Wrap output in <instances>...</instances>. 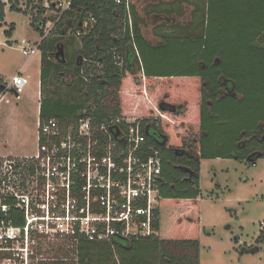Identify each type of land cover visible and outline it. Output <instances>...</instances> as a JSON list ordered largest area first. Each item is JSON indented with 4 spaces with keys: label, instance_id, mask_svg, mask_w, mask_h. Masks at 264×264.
I'll return each instance as SVG.
<instances>
[{
    "label": "trees",
    "instance_id": "16d2710c",
    "mask_svg": "<svg viewBox=\"0 0 264 264\" xmlns=\"http://www.w3.org/2000/svg\"><path fill=\"white\" fill-rule=\"evenodd\" d=\"M14 1L9 0V11L21 12ZM200 1L198 24L185 28L189 32L196 26V34L164 35L153 45L141 35L133 7L128 26L124 7L114 0H72L40 41V122L55 118L66 124L81 116L98 123L126 118L124 97L144 100L129 108L137 109L132 114L136 118L155 115V108L165 115L159 127L142 121L143 151L156 149L164 161L156 235L130 241H81L66 262L55 264H199L200 160L240 162L247 157V151L237 147L241 135L264 134V0ZM24 2L33 5L31 25L42 36L38 24L45 22L47 13L42 0ZM4 8L0 2V25ZM88 15L94 22L83 27ZM13 30L10 25L4 35L10 37ZM66 37L71 44L79 39L80 46L75 55L64 52L69 60L63 66L51 55ZM65 67H69L65 72L72 98L90 102L92 112L78 100L42 97L44 81L51 74L60 75ZM139 76L143 86L137 84ZM223 81L233 86L235 96H220ZM186 146L187 155L177 154ZM256 243H264V227ZM171 247L180 250L175 254Z\"/></svg>",
    "mask_w": 264,
    "mask_h": 264
},
{
    "label": "built area",
    "instance_id": "2783aa9c",
    "mask_svg": "<svg viewBox=\"0 0 264 264\" xmlns=\"http://www.w3.org/2000/svg\"><path fill=\"white\" fill-rule=\"evenodd\" d=\"M71 1L42 0L47 13L45 22L38 24L40 41ZM0 2L11 6L9 0ZM15 2L19 10L31 11L33 6L27 7L24 0ZM114 3L124 7L125 22L131 26L130 0ZM92 22L88 15L83 27ZM40 41L31 46L22 40V54L37 53ZM26 85L27 80L17 74L5 90L18 97ZM164 118L155 108L154 117L144 119L159 127ZM144 119L116 117L98 123L81 116L66 124L55 118L38 120L34 153L0 154V264L66 262L81 241H130L156 235L162 161L158 150L143 151Z\"/></svg>",
    "mask_w": 264,
    "mask_h": 264
},
{
    "label": "rangeland",
    "instance_id": "374dc122",
    "mask_svg": "<svg viewBox=\"0 0 264 264\" xmlns=\"http://www.w3.org/2000/svg\"><path fill=\"white\" fill-rule=\"evenodd\" d=\"M132 2L139 21L140 33L153 45L160 43L164 35L197 33L196 28L186 32L181 23L178 24L179 26L177 24L170 26L166 23H158L154 19L149 21L148 18L157 12L146 9L144 0ZM150 2L155 4L159 12H168L169 7L173 6L172 0H150ZM175 3L177 7L179 3L177 1ZM184 4L182 6H186L191 12L189 20L198 24L201 13L197 8L203 6L202 1L186 0ZM4 10L5 17L0 25V154L29 155L34 153L36 147L39 120H37L39 105L36 93L39 85L40 52L32 56H24L20 50V43L25 40L32 46L40 41L41 36L38 29L31 25L33 12L9 11L8 7ZM181 21L182 19L177 18L178 23ZM10 25H13L14 30L8 37L4 35V31L8 30ZM60 46L63 54L65 52L71 56L75 55L80 46L79 39L71 44L66 37L61 41ZM60 46H57L58 50ZM58 50L56 49V52ZM56 52L51 55L53 61ZM65 59V62H68V57ZM60 71V75L51 74L44 81L41 87L42 97L54 101L78 100L92 112L93 107L90 106V102L84 103L83 99L72 98L74 94L70 92L71 85L67 73L63 69ZM17 74L24 77L28 84L24 92L15 97L14 93L10 89L5 90V87ZM137 84L144 85L142 77H138ZM141 101L123 98L122 110L127 120L136 118L132 114H135L137 109L129 108L132 105L138 106ZM152 117L154 115L139 118ZM199 189L197 204L199 264H264V243H256L262 228L260 224L264 223V159L258 160L254 165L249 161L237 162L233 159L200 160ZM254 248L257 252L250 253V249ZM171 249L175 254L180 250L174 247ZM69 253L75 254L72 251ZM55 257L57 258L58 254Z\"/></svg>",
    "mask_w": 264,
    "mask_h": 264
},
{
    "label": "flooded vegetation",
    "instance_id": "af4514ba",
    "mask_svg": "<svg viewBox=\"0 0 264 264\" xmlns=\"http://www.w3.org/2000/svg\"><path fill=\"white\" fill-rule=\"evenodd\" d=\"M133 0H130V7H133ZM149 1V2H147ZM178 2V6L176 7V3ZM144 2L146 3V9L153 11V12H157V13H153L152 16H150L148 19L149 21L154 19V21L156 20L158 23H166L170 26L173 25H178V24H182V26L185 28L190 27L191 25H193V21L189 20V17L191 16V12L190 10L187 9L186 6H182L185 5L184 3H180L181 0H172L173 6L169 7L168 12H163V11H158V9L156 8L155 4H150V0H144ZM145 10V9H144ZM163 12V13H161ZM190 13V14H189ZM149 16V15H148ZM177 18L182 19L181 22H177ZM179 26V25H178ZM181 27V26H180ZM193 28H196L193 27ZM192 31V30H191ZM189 31V32H191ZM65 59V58H64ZM56 60V59H55ZM66 60V59H65ZM61 63L59 62V60H56L57 63H60L61 65L65 66L67 64V62ZM69 67H65V71H68ZM61 74V73H60ZM223 84V89L220 90V96H225V95H231V96H235V92L233 90V86H228V83L226 81L222 82ZM242 139L240 141L239 144H237L238 150L239 151H247V157L240 161V162H245V161H249L251 164H255L258 160L262 159L261 156H264V134H260L259 131H257V133L252 134L250 137H245L243 134L241 135ZM189 151V146H186V149L184 150H177V154L179 155H187ZM161 156V161H162V166L164 164L162 155ZM238 162V161H237ZM165 180L164 178H162V183L164 184ZM264 227V226H262Z\"/></svg>",
    "mask_w": 264,
    "mask_h": 264
},
{
    "label": "water",
    "instance_id": "95a60500",
    "mask_svg": "<svg viewBox=\"0 0 264 264\" xmlns=\"http://www.w3.org/2000/svg\"><path fill=\"white\" fill-rule=\"evenodd\" d=\"M61 46L59 47V50H58V48H57V50H58V52H56V54H55V59L56 60H59V61H61V63H63L64 62V54H63V51H61ZM15 95V97H17V94H14ZM163 104L161 103L160 105H159V107L161 108V109H164L163 108V106H162ZM257 250H255V249H252L251 250V253H255Z\"/></svg>",
    "mask_w": 264,
    "mask_h": 264
},
{
    "label": "crops",
    "instance_id": "0c3cea01",
    "mask_svg": "<svg viewBox=\"0 0 264 264\" xmlns=\"http://www.w3.org/2000/svg\"><path fill=\"white\" fill-rule=\"evenodd\" d=\"M38 61H39V64H40V57H39ZM27 84H28V82H27ZM36 99H37V103H38V105L40 107V100H41V94H40V69H39V85H38V91L36 93ZM38 119H39V112H38V115H37V120Z\"/></svg>",
    "mask_w": 264,
    "mask_h": 264
}]
</instances>
